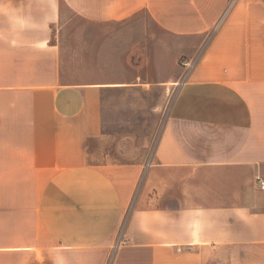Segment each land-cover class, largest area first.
Listing matches in <instances>:
<instances>
[{
    "label": "crops",
    "instance_id": "0c3cea01",
    "mask_svg": "<svg viewBox=\"0 0 264 264\" xmlns=\"http://www.w3.org/2000/svg\"><path fill=\"white\" fill-rule=\"evenodd\" d=\"M73 14L110 29L65 44L64 76ZM191 59L146 162L65 153L63 123ZM258 177L264 0H0V264H264Z\"/></svg>",
    "mask_w": 264,
    "mask_h": 264
},
{
    "label": "rangeland",
    "instance_id": "374dc122",
    "mask_svg": "<svg viewBox=\"0 0 264 264\" xmlns=\"http://www.w3.org/2000/svg\"><path fill=\"white\" fill-rule=\"evenodd\" d=\"M146 21V28L149 26L157 37L162 35V31L157 30L147 18ZM109 27L105 24L88 23L75 14L70 16L66 25L61 28L66 34L58 36L63 49L61 67L64 76L67 71L65 44L71 45L72 49H79L82 34L83 37L87 33L96 36L97 33L110 29ZM148 43V37L145 36L143 40L139 39L138 48L150 53ZM77 51L79 50L75 53ZM68 54L73 55V50ZM179 79L180 77L165 85L153 83L138 92L110 91L103 96L104 109L99 114L101 128L91 129L90 115H85L84 112L77 120L63 123L61 136L69 142L65 153L71 154L74 160L84 158L90 161H123L142 158L146 162L153 153L168 107L180 84Z\"/></svg>",
    "mask_w": 264,
    "mask_h": 264
},
{
    "label": "built area",
    "instance_id": "2783aa9c",
    "mask_svg": "<svg viewBox=\"0 0 264 264\" xmlns=\"http://www.w3.org/2000/svg\"><path fill=\"white\" fill-rule=\"evenodd\" d=\"M195 63V59H191V60H188V61H184L182 62L181 64H183V70H182V75L179 79V83L182 82V80L188 75L189 71L194 67V64ZM258 183L260 184V187L261 188H264V180H262L261 178L258 177ZM122 226L120 227L119 231L117 232V235H116V242L114 244V246H118L120 243L124 242L125 240L122 238ZM112 262V256L110 255L109 256V259L107 260L106 264H111Z\"/></svg>",
    "mask_w": 264,
    "mask_h": 264
}]
</instances>
